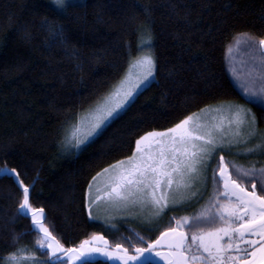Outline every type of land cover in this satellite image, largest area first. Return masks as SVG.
<instances>
[{"label": "trees", "instance_id": "1", "mask_svg": "<svg viewBox=\"0 0 264 264\" xmlns=\"http://www.w3.org/2000/svg\"><path fill=\"white\" fill-rule=\"evenodd\" d=\"M69 4L65 14L52 0H0V168L17 169L31 206L43 209L42 222L66 248L98 234L131 252L138 232L90 218L89 181L132 156L146 132L212 105L246 106L264 133V110L242 96L226 58L239 34L264 37V0ZM142 39L151 40L155 79L92 141L65 151L63 136L121 79ZM21 197L14 178L0 175V261L22 245L36 250L31 218L17 215ZM37 258L49 259L46 251Z\"/></svg>", "mask_w": 264, "mask_h": 264}, {"label": "snow or ice", "instance_id": "2", "mask_svg": "<svg viewBox=\"0 0 264 264\" xmlns=\"http://www.w3.org/2000/svg\"><path fill=\"white\" fill-rule=\"evenodd\" d=\"M52 3L65 14L74 6L65 0H52ZM235 43L245 44L253 57L259 58V64L253 65L258 75L250 73L243 95L264 110V37L257 39L242 33ZM138 63L143 66V73L135 80L121 81L120 87L107 98L109 102L98 107L82 135L77 124L74 129L77 145L100 128L133 95L137 86L152 75V55L140 57ZM200 111L210 113L211 119L202 120L193 114L163 131L140 136L132 156L115 161L93 176L90 189L101 176L103 181L94 188L91 202L87 194L85 201V208L89 209L103 200L114 207L148 206L153 215H159L169 204L198 199L196 184L202 174L206 176L207 168L213 166L217 187L194 216L179 217L156 239L149 240L146 247L142 246L144 238L140 236L139 244L131 245V253L121 243L110 247L98 234L82 240L78 247L66 248L42 222L43 209L31 206L30 185L23 183L17 169L9 170L5 166L0 168V175L12 176L22 190L17 215L30 217L32 230L39 236L35 240L36 250L22 245L0 264H65V261L98 264L93 259L96 256L118 260L119 264H148L152 257L163 264H264V166L243 167L227 161L224 155L219 157L218 166L213 164L216 152L223 151L224 146L256 139L257 118L251 109L231 103ZM244 151L264 157V138ZM37 251H46L49 259H38Z\"/></svg>", "mask_w": 264, "mask_h": 264}, {"label": "rangeland", "instance_id": "3", "mask_svg": "<svg viewBox=\"0 0 264 264\" xmlns=\"http://www.w3.org/2000/svg\"><path fill=\"white\" fill-rule=\"evenodd\" d=\"M78 0H65L66 3L76 2ZM152 55L151 52V40L150 39H142L139 40L138 43V51L136 55L130 59L128 67L124 72L121 79L115 83L111 89L98 101H96L92 106H90L78 119L74 128L69 131V133L63 136V147L65 151H78L81 147L85 146L87 143L92 141L104 128L105 126L115 117L123 112V110L127 107L129 103L136 97V95L147 87L154 79H155V71H154V58H153V67L151 69L152 75L147 78V80L142 81L141 85L137 86L133 95L129 97L127 101L124 102L121 108L117 109L110 117H108L104 123L98 128L91 136H88L86 139L82 141L79 145L76 144V135H74V129L76 128L77 124H79L81 128V135L87 131L90 122L93 118L94 113L98 109V107L107 104L108 97L120 87L121 81L126 79L135 80L137 76H140L144 68L142 65L138 63V59L144 55ZM153 57V55H152ZM227 64L230 77L240 91L242 96L248 101V99L243 95V88L245 85L248 84L250 80V73L253 75H258L253 68V65L259 64V58L253 57L252 53L249 52L248 47L241 43L240 45H236L234 42L232 46L228 49L227 55ZM227 105L229 103H222ZM240 105L244 108H247L244 105L231 103ZM212 105L206 108H216L220 106ZM204 108V109H206ZM202 120L203 119H211V114L201 113L198 111L196 113ZM193 115V114H192ZM191 116V115H190ZM261 138H264V133L260 132L257 128V136L255 140H252L251 143H242L235 146H224L223 151H217L215 157L213 158V164L218 166L219 157L221 155L225 156V159L230 162H234L238 165L243 167H249L251 165H255V167L259 168L264 166V157L256 154V155H248L244 149L251 148L253 143H258ZM219 178L216 177V180ZM103 181V176H101L97 181L94 182V188L100 187ZM217 187V185L213 181V166H209L207 168V173L205 175H201L196 187L195 191L198 192L199 198L193 199L190 201L182 202L178 205L169 204L167 208L162 210L159 215H153L152 209L148 206L140 207L139 205L132 206L129 205L127 207H114L109 203H105L103 200L98 201L96 204H93L91 208H87L88 214L91 219L100 220L105 224L110 226H116L118 224H124L129 228L135 230L139 233L144 239L150 240L152 237L158 236L161 231H164L165 228L169 227L172 223L175 222L181 216H194L196 212H198L203 204H205L209 198L213 195V190ZM250 187V183H249ZM94 188L90 189L88 187L87 190V200L90 203L91 200L94 198L93 192ZM39 236V233H38ZM92 237V236H91ZM90 237V238H91ZM89 238V239H90ZM88 240V239H87ZM188 240L190 242L191 236L189 234ZM146 245L147 246V241ZM137 243V242H135ZM116 243L110 244L109 246H114ZM79 246V245H78ZM77 246V247H78ZM131 253V252H130ZM95 258L105 259L108 260L106 257L96 256ZM112 264H119L118 260H108ZM152 262L156 264H163L162 261H159L158 258L152 257ZM67 264V261H65Z\"/></svg>", "mask_w": 264, "mask_h": 264}, {"label": "water", "instance_id": "4", "mask_svg": "<svg viewBox=\"0 0 264 264\" xmlns=\"http://www.w3.org/2000/svg\"><path fill=\"white\" fill-rule=\"evenodd\" d=\"M108 261V260H107ZM112 264V263H111Z\"/></svg>", "mask_w": 264, "mask_h": 264}]
</instances>
